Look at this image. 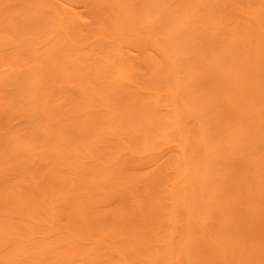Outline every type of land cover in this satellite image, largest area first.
Instances as JSON below:
<instances>
[{
  "label": "bare ground",
  "instance_id": "bare-ground-1",
  "mask_svg": "<svg viewBox=\"0 0 264 264\" xmlns=\"http://www.w3.org/2000/svg\"><path fill=\"white\" fill-rule=\"evenodd\" d=\"M0 264H264V0H0Z\"/></svg>",
  "mask_w": 264,
  "mask_h": 264
}]
</instances>
